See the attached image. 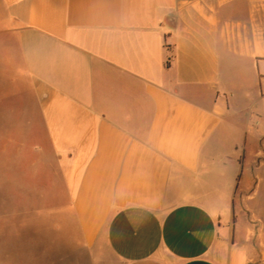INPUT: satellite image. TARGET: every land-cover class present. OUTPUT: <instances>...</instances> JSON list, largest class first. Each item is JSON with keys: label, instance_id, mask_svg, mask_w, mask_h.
Returning <instances> with one entry per match:
<instances>
[{"label": "crops", "instance_id": "0c3cea01", "mask_svg": "<svg viewBox=\"0 0 264 264\" xmlns=\"http://www.w3.org/2000/svg\"><path fill=\"white\" fill-rule=\"evenodd\" d=\"M214 1L0 0L7 159L57 250L24 264H264V28Z\"/></svg>", "mask_w": 264, "mask_h": 264}, {"label": "rangeland", "instance_id": "374dc122", "mask_svg": "<svg viewBox=\"0 0 264 264\" xmlns=\"http://www.w3.org/2000/svg\"><path fill=\"white\" fill-rule=\"evenodd\" d=\"M208 7L215 3L214 0H197ZM230 2L232 14L240 21H248L253 18L256 24L264 28V0H223ZM206 6V7H207ZM264 71V66L261 68ZM245 120V118L243 119ZM13 124L6 119L5 113L0 115V264H24V247L27 251L41 250V246L34 244L40 237H44L51 244L50 255L54 257L57 250L53 247L55 236L50 229L47 233L43 231L36 216L24 214V176L18 174L20 163L14 157L7 159L10 150V143H7L6 136L16 133L19 130H12L9 125ZM15 137V135H14ZM21 140V139H20ZM18 139V141H20ZM5 142L7 150L5 149ZM23 144L19 146L24 151ZM4 144V146H2ZM22 145V146H21ZM18 146V147H19ZM15 145L13 146V148ZM12 152V151H11ZM14 154V152H13ZM9 156V155H8ZM38 163V162H37ZM26 168L35 170L40 168L36 161L25 162ZM35 199V195L28 194ZM31 195V196H30ZM43 228V229H42ZM25 245V246H24Z\"/></svg>", "mask_w": 264, "mask_h": 264}, {"label": "trees", "instance_id": "16d2710c", "mask_svg": "<svg viewBox=\"0 0 264 264\" xmlns=\"http://www.w3.org/2000/svg\"><path fill=\"white\" fill-rule=\"evenodd\" d=\"M168 63H169V62H167V66L169 65Z\"/></svg>", "mask_w": 264, "mask_h": 264}]
</instances>
